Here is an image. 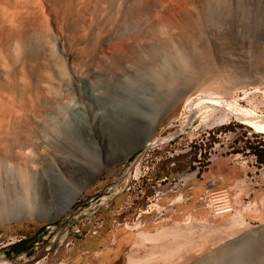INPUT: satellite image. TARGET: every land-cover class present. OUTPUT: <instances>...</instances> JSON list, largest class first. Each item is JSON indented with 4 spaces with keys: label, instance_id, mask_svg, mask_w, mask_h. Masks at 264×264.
<instances>
[{
    "label": "rangeland",
    "instance_id": "rangeland-1",
    "mask_svg": "<svg viewBox=\"0 0 264 264\" xmlns=\"http://www.w3.org/2000/svg\"><path fill=\"white\" fill-rule=\"evenodd\" d=\"M148 68L159 80V99L173 103L169 121L127 157L108 161L113 170L91 181L58 218L0 223V264H96L87 256L74 260L75 241L101 221L125 229L118 222L133 221L138 212L122 264L130 257L134 264H264L263 191L213 216L195 203L197 184L193 198L184 194L174 210L152 219L155 211L142 209L145 195L137 186L128 189L143 153L157 161L158 173L172 174L203 147L207 132L233 139L235 132L264 131V0H0V182L26 184L58 167L62 146L82 151L91 145L81 128L62 127L59 111L79 123L87 120V107L110 115L108 109L127 100L114 82ZM185 96H194L188 105ZM10 127L19 137L13 142L7 141ZM24 127L34 133L27 136ZM192 133L197 140L186 151ZM174 150L179 153L168 156ZM218 173L227 179L220 182ZM240 173L225 155L205 176L217 175L224 188ZM234 214L244 215L245 224L230 221ZM173 223L179 232L135 243L138 232Z\"/></svg>",
    "mask_w": 264,
    "mask_h": 264
},
{
    "label": "bare ground",
    "instance_id": "bare-ground-1",
    "mask_svg": "<svg viewBox=\"0 0 264 264\" xmlns=\"http://www.w3.org/2000/svg\"><path fill=\"white\" fill-rule=\"evenodd\" d=\"M150 70L152 69L148 68L145 71L147 73L142 75H139V73V76L137 74L133 75L135 71H130L129 75L134 77L133 79L125 76L123 79H119L121 81V83L119 82L120 84L117 85L114 82L116 88L127 96V100L120 107L114 106L108 109L110 115L104 111L93 112L94 114H92V112L90 113L91 109L87 107L85 111L88 113V118L84 123H79L70 118L66 109L59 111L61 122L63 123L62 127L66 129L81 128L86 133V136L92 137V144L86 146L82 151L77 150L73 146H66L68 149L66 150V147L62 146V152L57 159L58 167L45 175L41 174L38 177H33L26 184L16 181L0 182V223L31 217L43 221H52L58 218L74 203L91 181L100 174L109 173L113 170L107 166L108 161L113 160L112 162H114L117 158L127 157L133 150L139 146L141 147L148 137L154 135L159 127L169 121L172 108L174 107L173 103L162 102V99H159L160 95H162L158 90V86H160L159 80ZM158 77H161V75L158 74ZM173 88L172 91L170 90L171 92L175 91H173ZM175 93H172L173 98L176 97L174 96ZM192 97L194 98V96H190L188 100V97L185 96L186 99L184 98L183 102L188 100L186 102L188 105ZM161 105L165 106L163 110L160 109ZM241 107L250 110L244 106ZM243 108L241 109L243 110ZM15 111L17 112V110ZM19 118L18 116V120ZM16 120L17 118L15 122ZM260 127L264 129V123ZM24 128H26L25 134L27 136L34 133V129L30 127ZM10 130L11 132L8 134L10 138L7 141L13 142V140H17L14 137H18V133L15 134L16 131L12 130L11 127ZM96 132L100 133L98 141L94 139ZM66 151L67 155L65 154ZM243 216L234 214L231 216L230 221L235 224L241 222V225L244 223ZM173 224L170 227H166V229H162V231L154 233L138 232L135 236V243L145 239L155 240V238L158 239L162 235L169 236L172 233L179 232V226L175 225L177 223ZM200 226L202 225L200 224ZM127 264H134L131 257L128 259Z\"/></svg>",
    "mask_w": 264,
    "mask_h": 264
},
{
    "label": "built area",
    "instance_id": "built-area-1",
    "mask_svg": "<svg viewBox=\"0 0 264 264\" xmlns=\"http://www.w3.org/2000/svg\"><path fill=\"white\" fill-rule=\"evenodd\" d=\"M246 132L247 136H244L243 133ZM235 133V136H231L233 139H229L222 132L214 138H209L207 132L203 147L195 151L193 156L189 155V160L183 168L172 174L158 173L157 161L151 163L149 161L150 154L143 153L133 169V181L128 189L135 186L139 188L138 191L141 196L145 195L146 205L142 208L143 211L147 213L155 211L151 218L157 219L158 216L173 209L174 204L182 200L178 198L183 197L184 194L186 197V194L192 191L195 182L202 178L204 192L200 195L199 200L204 204V207L209 209L213 216L232 212L238 201L248 203L249 197L257 189L264 192V158H260V153L264 154V132L247 130ZM196 135L195 133L189 135V146L186 151H190L195 146ZM239 135L244 136L245 139L249 138L253 144H246V141L242 140ZM178 153L177 150H174L169 152L168 156L173 157ZM225 155H231V161L239 167L241 175L231 185L218 188L219 177L217 175L205 176V172L212 162ZM174 165L175 162L173 161L170 166ZM140 177H142L141 180ZM253 181H255L254 184H252ZM146 189H148V192L145 194ZM166 198H168V201L162 203V200ZM140 220L141 213L138 212L135 220L127 221V219H123L122 222L118 223L129 229L137 223L139 224ZM99 224L100 222H97V226ZM57 264L64 263L60 261Z\"/></svg>",
    "mask_w": 264,
    "mask_h": 264
},
{
    "label": "crops",
    "instance_id": "crops-1",
    "mask_svg": "<svg viewBox=\"0 0 264 264\" xmlns=\"http://www.w3.org/2000/svg\"><path fill=\"white\" fill-rule=\"evenodd\" d=\"M218 174L221 182L224 176L221 173ZM197 184H200L201 191L195 196V203L200 202L199 197L204 192L203 179L196 181L192 191L186 194L187 201L194 197L193 190ZM118 199L120 200L121 197ZM198 208L199 206L197 205L191 209V212L195 213ZM174 209L175 206L169 212ZM119 226L118 224L114 226V224H106L101 221L98 228L93 230L92 233L79 237L74 243V253L76 252L77 256L74 260L84 259L87 256L85 260H90L96 264H122V258L134 242V237L128 228L119 229Z\"/></svg>",
    "mask_w": 264,
    "mask_h": 264
},
{
    "label": "flooded vegetation",
    "instance_id": "flooded-vegetation-1",
    "mask_svg": "<svg viewBox=\"0 0 264 264\" xmlns=\"http://www.w3.org/2000/svg\"><path fill=\"white\" fill-rule=\"evenodd\" d=\"M260 156H261V157H264V154H263V153H260Z\"/></svg>",
    "mask_w": 264,
    "mask_h": 264
}]
</instances>
